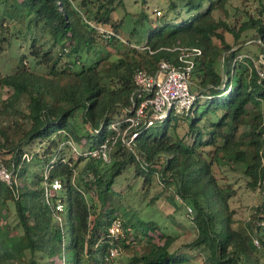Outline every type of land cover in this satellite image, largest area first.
<instances>
[{"label":"trees","instance_id":"16d2710c","mask_svg":"<svg viewBox=\"0 0 264 264\" xmlns=\"http://www.w3.org/2000/svg\"><path fill=\"white\" fill-rule=\"evenodd\" d=\"M228 1L169 0L162 22L142 9L124 41L99 30L119 33L124 17L115 11L124 0H0V52L15 41L26 46L16 67L0 73L8 88L0 100V166L12 172L11 182L0 178V264H109L117 257L107 259L112 247L142 241L128 264H264V77L254 62L264 51L242 52L248 38L263 50L264 4L236 27L215 14ZM147 19L151 26L135 38ZM178 45L202 49L192 87L205 98L193 113H171L161 131L141 130L129 149L118 131L133 113L134 73L155 70ZM105 141L109 160L89 154ZM223 164L262 193L247 230L236 224L234 184ZM130 167L143 185L156 178L163 192L176 185L175 194L192 205L194 238L171 250L176 236L121 208L113 188ZM47 170L62 180L68 222L46 201ZM116 217L123 220L119 238L109 232Z\"/></svg>","mask_w":264,"mask_h":264},{"label":"rangeland","instance_id":"374dc122","mask_svg":"<svg viewBox=\"0 0 264 264\" xmlns=\"http://www.w3.org/2000/svg\"><path fill=\"white\" fill-rule=\"evenodd\" d=\"M149 1L150 2L145 4L143 0H124V4L120 5L115 11V15L118 19L124 17V22L119 33L126 40L129 39L130 31L136 25L135 18L137 15L134 13L146 9V11L150 12L154 17L156 22L164 21V15L167 11L169 0ZM263 4L264 0L263 2L261 0H229L226 5V11L218 10L215 14L217 17H223L232 25L239 27L243 21L247 19V14L258 13V10L261 9ZM157 7L161 8V14H157ZM174 15L173 11L168 12V17ZM155 21L153 23H156ZM150 26L151 22L149 19L145 21L143 26H136L137 29L134 37L137 38L138 36L144 35ZM244 34L245 33L243 32V37ZM249 34L251 35L252 33L249 32ZM226 35L228 40L231 42L234 41L232 33L227 32ZM18 43V41H15L12 47L3 44L2 48L4 49L0 52L1 74L12 71L18 63V56L23 51H26V46L21 47ZM111 47L114 48L110 45L109 48ZM262 48L263 50L260 49L258 42L254 39L251 40V38H248L247 42L243 44L242 52L254 54L255 52L264 51V42ZM219 67L221 69V65ZM7 89V87L3 88L0 86V100L6 97ZM193 89L195 91L197 90L196 87ZM204 98L205 97H202V99ZM77 117L81 120L80 112H78ZM163 123V121L158 120L152 127V130L155 132L161 131ZM186 126V121L182 122V125L180 126L181 133L185 132ZM81 143H83V140ZM247 149H251V146L247 147ZM251 151L252 150H249V153H251ZM67 152L70 154L73 153V147L67 149ZM37 166L39 165H34L33 169H38ZM222 170L234 184L233 190L235 191V194L230 198V204L233 209H236L235 218L238 221L236 224L239 223L242 228L247 230L246 221L251 217L254 206L262 201V193L260 190H252L246 187V178L239 171L232 169L225 164H223ZM142 181L143 177L141 175H135L134 167L128 168L127 172H124L117 177L113 189L116 190L115 194L122 205L121 208L134 213L136 218L156 220L161 226L159 231H164L165 233L176 236L175 241L170 246L171 250L177 249L183 243L194 238L198 230L191 219L190 213H192V211L190 210V207H192V205L175 194L176 185L172 184L163 192L164 186L157 180V178L148 186L145 184L143 185ZM63 193V191H60V194ZM170 194L175 196L174 200L171 199L169 196ZM61 215L63 220L68 222L67 211H63ZM9 219L15 223V213L12 214ZM156 231L158 232V230ZM163 241L164 240H161V242ZM143 243L144 241L138 242L133 246L129 245L125 250H121L115 260L109 264H128V258L134 253V250L141 251ZM61 262L62 261L59 259H56L53 264H61ZM22 264L27 263L23 262ZM42 264L51 263L44 262Z\"/></svg>","mask_w":264,"mask_h":264},{"label":"built area","instance_id":"2783aa9c","mask_svg":"<svg viewBox=\"0 0 264 264\" xmlns=\"http://www.w3.org/2000/svg\"><path fill=\"white\" fill-rule=\"evenodd\" d=\"M156 11L157 14L162 12L158 8ZM99 30L107 38L115 35L127 41L113 30L104 27H99ZM169 49L176 51V54L170 58H161L155 70L150 71L140 67L134 73L136 87L131 93V101L134 105L133 113L126 117V125L118 131L119 140L129 149L133 150L136 147V140L141 130L153 127L158 120L164 121L171 113H193L198 97L205 96L199 94L192 87V75L197 62L196 59L202 54V49L198 46L184 45ZM254 62L259 75L264 77V53ZM113 126L116 128L117 125L114 124ZM89 154L106 161L109 160L110 143L105 141L99 147L91 149ZM25 156L29 158L27 153ZM0 178L8 182L12 181V172L5 165L0 166ZM43 185L47 203L60 212L65 211L66 203L60 196V191L63 188L62 180L59 177H51L47 170L44 173ZM190 210H192L191 207ZM60 219H62V215H60ZM109 232L115 238L124 235L123 220L120 217L113 219ZM255 242L259 244L258 239H255ZM120 251V246L112 247L107 259H114Z\"/></svg>","mask_w":264,"mask_h":264}]
</instances>
